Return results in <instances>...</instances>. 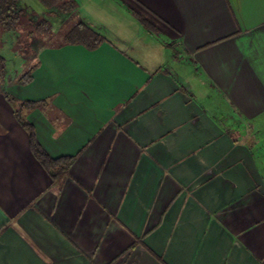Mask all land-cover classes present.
<instances>
[{"label":"crops","instance_id":"obj_1","mask_svg":"<svg viewBox=\"0 0 264 264\" xmlns=\"http://www.w3.org/2000/svg\"><path fill=\"white\" fill-rule=\"evenodd\" d=\"M75 1L103 42L0 79V264H264V0Z\"/></svg>","mask_w":264,"mask_h":264},{"label":"trees","instance_id":"obj_2","mask_svg":"<svg viewBox=\"0 0 264 264\" xmlns=\"http://www.w3.org/2000/svg\"><path fill=\"white\" fill-rule=\"evenodd\" d=\"M50 12L64 13L69 17H75L76 10L78 9V3L75 0H38ZM26 9L23 7L21 0H0V34L12 33L17 30L21 21L26 13ZM143 25L149 30H154L152 24L144 19L140 18ZM39 31L46 34H51V26L48 19L41 18L37 22ZM104 38L92 28H90L83 21H78L68 32L64 34L63 45H83L90 49L97 48ZM61 44V45H62ZM32 69L25 72L20 78L19 82L27 84L32 79ZM6 76V59L2 55L0 48V79ZM11 101L15 102L14 98ZM39 103L35 102H18L16 106L20 107L16 112L18 119L23 126L28 130L30 135L31 150L38 162L43 166L47 173L52 178V181L62 186L66 176L68 175L69 168L74 160V157L66 156L54 158L50 156L37 140L35 128L32 124L27 123L20 115V111L24 108H34Z\"/></svg>","mask_w":264,"mask_h":264},{"label":"rangeland","instance_id":"obj_3","mask_svg":"<svg viewBox=\"0 0 264 264\" xmlns=\"http://www.w3.org/2000/svg\"><path fill=\"white\" fill-rule=\"evenodd\" d=\"M21 3L27 12L17 30L0 34V48L6 59V76L1 80L22 76L31 67L41 47L63 41L64 34L78 22L64 13L47 11L38 0H21ZM42 17L50 22V35L42 33L37 27ZM254 148L258 153H263L259 144L256 143ZM259 157L261 160L262 156Z\"/></svg>","mask_w":264,"mask_h":264}]
</instances>
